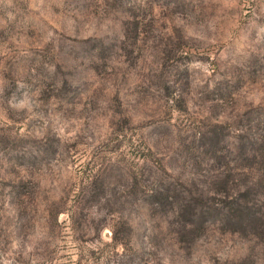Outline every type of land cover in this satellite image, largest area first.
Returning <instances> with one entry per match:
<instances>
[{"label":"rangeland","instance_id":"obj_1","mask_svg":"<svg viewBox=\"0 0 264 264\" xmlns=\"http://www.w3.org/2000/svg\"><path fill=\"white\" fill-rule=\"evenodd\" d=\"M0 264H264V0H0Z\"/></svg>","mask_w":264,"mask_h":264}]
</instances>
